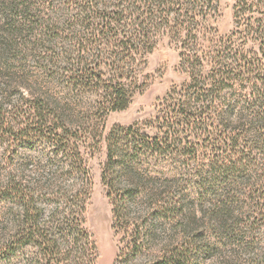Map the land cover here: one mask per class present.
Wrapping results in <instances>:
<instances>
[{"label":"rangeland","instance_id":"rangeland-1","mask_svg":"<svg viewBox=\"0 0 264 264\" xmlns=\"http://www.w3.org/2000/svg\"><path fill=\"white\" fill-rule=\"evenodd\" d=\"M23 1L32 7L33 19L51 20L54 30L46 37L44 25L25 27L10 13L14 2L19 6ZM41 1L40 9L35 0H0V264H45L49 259L39 258L34 244L17 248L24 228L21 201H31V195L20 197L21 190H35L42 225L52 231L67 214V197L84 189L89 190L85 227L97 244L96 264H120L119 252L127 242L120 243L112 228V203L103 182L107 137L114 128L132 125L155 135L151 127L158 125L161 104L188 79L182 43L161 37L153 51H143L134 65L138 76L129 86L130 103L113 111L99 86L86 88L70 76L81 60L95 69L98 65L97 74L106 79L110 51L77 50L80 36L75 39L68 32L65 0ZM237 1L219 0L203 51L212 50L207 45L214 34L221 39L233 33ZM12 27L25 30L23 36H12ZM43 99L50 105L46 127L34 117ZM53 124L56 130L50 133L47 125ZM193 138L189 141L197 143L200 162L184 149L177 159L152 157L143 164V182L154 189L144 195L152 210L137 206V214L154 213L153 239L143 245L135 263L178 255V264H264V144L247 154L256 158L255 168L229 179L227 172L214 173L205 162L221 150L203 143V137Z\"/></svg>","mask_w":264,"mask_h":264},{"label":"trees","instance_id":"trees-1","mask_svg":"<svg viewBox=\"0 0 264 264\" xmlns=\"http://www.w3.org/2000/svg\"><path fill=\"white\" fill-rule=\"evenodd\" d=\"M35 1L41 9L40 3L44 2ZM64 3L68 32L75 39L80 36L77 50L110 51L106 64L110 73L106 79L97 74L98 65L95 69L81 60L70 69V76L86 88L99 86L113 111L129 105V86L137 83L138 76L134 65L144 56L143 51H153L161 37L182 43L181 63L188 79L173 88L161 104L155 118L158 125L151 127L155 135H150L149 129L140 130L141 127L132 125L114 128L107 137L103 182L112 203V228L120 236V243L127 242L123 243L118 259L120 264H136L134 260L143 245L153 239L154 213L148 217L137 214V206L145 210L147 205L152 210L146 197L154 189L143 182L142 173H147L145 162L152 157L177 159L184 149L192 151L193 160L200 162L197 143L189 141L197 136L204 138L203 143L214 145L213 149L221 150L217 154L216 150H210L214 155L206 157L210 171L227 172L225 175L230 179L239 178L243 170L256 166L253 164L256 158L247 154L264 144V0H238L233 33L221 39L214 34L207 45L211 51L202 50L205 47L202 40L207 42V29L211 19L218 16L219 0H65ZM30 8L23 1L19 6L14 2L9 10L25 27L44 25L45 32L41 33L46 37L54 30L48 23L51 20L33 19ZM24 31L13 29L11 34L17 36L18 32L23 36ZM93 43L98 47L91 50L89 45ZM40 103V108H34V117L37 125L46 127L50 105L44 99ZM53 125H47L50 133L56 130ZM63 130L67 134L65 126ZM88 194L89 190L84 189L68 196L71 204L67 205V214L58 222L61 223L58 229L49 231L40 220L35 190L32 193L21 190L20 197L31 195V201H21L24 228L17 248L34 244L39 258L49 257L45 264H96L97 244L85 227ZM171 257L164 255L162 260L151 264H178L176 259L180 256Z\"/></svg>","mask_w":264,"mask_h":264}]
</instances>
